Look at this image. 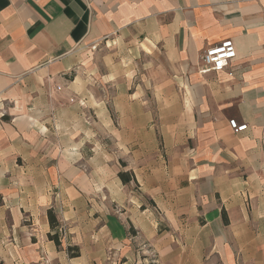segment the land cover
<instances>
[{"label":"crops","instance_id":"1","mask_svg":"<svg viewBox=\"0 0 264 264\" xmlns=\"http://www.w3.org/2000/svg\"><path fill=\"white\" fill-rule=\"evenodd\" d=\"M224 40L235 60L199 74ZM77 109L100 111L139 191L104 182L119 213L95 231L75 223L98 186L83 157L108 153L85 120L65 138L54 114ZM94 261L264 264V0H0V264Z\"/></svg>","mask_w":264,"mask_h":264},{"label":"rangeland","instance_id":"2","mask_svg":"<svg viewBox=\"0 0 264 264\" xmlns=\"http://www.w3.org/2000/svg\"><path fill=\"white\" fill-rule=\"evenodd\" d=\"M111 95L112 94L110 93L108 97L110 98ZM96 112H97V114H93V112H90L89 110L77 109L75 112H72L71 114L62 113V112L60 114H57V113L54 114V115L58 116V118L62 121V124L60 125V127L63 129L62 131L66 132L65 138H67L68 135H74L75 133L80 131V129L82 128V124L78 123V121L74 125H69V119L70 118H72L74 121L77 118L81 122H84L83 120H85L89 124L88 127L92 131L93 138L94 137L98 138L96 141L93 142L91 147L99 149V150L104 149V151H106V153H108V156L107 155L102 156V154H100V151H99V152H96V156L91 157L90 154H87L86 157H83L87 161L91 162V164L93 166H97L99 168L98 172L92 173V177H89L90 174H86L88 179L91 180V182L95 181L96 184H98V186L96 185L94 187V185H92L91 192L93 191L95 193V195L91 194V201H90V203H91L90 205H92L91 212L87 213V215L85 217H79L77 219V222H75V223H77L76 225H78V226H76V227H78V229L91 228L93 231L98 229L100 227V225L102 224V220L100 218V215L104 216V213L106 211L111 212L115 215L119 213L118 212L119 210H118V207L116 206V204H110L108 202L107 196L105 194V192H106L105 188L106 187L104 189H102V184L105 182L109 185L113 181L118 180L117 176H118L119 172L116 175L114 172V169H115V167H116V169H119V165L121 166V161L118 158V152L116 149L115 142L110 137H106L105 135H103L104 137L102 139L98 136V133H97L98 128H96V124H98L97 119H98V117L101 118V115H100L99 110H96ZM109 112H110V116L113 117L112 110L109 109ZM57 127H59V124L57 125ZM58 129H60V128H58ZM65 138L62 137L63 141H66ZM86 148L90 149V146H86ZM103 165H108V167L110 169H108V171L101 170V168H104ZM63 179L65 181H68L67 178H63ZM131 182L132 181H130L128 186H127L128 190H130L133 194L138 195L139 191L137 190L134 183H131ZM51 191H53V190H51ZM50 209H52V208H50ZM90 220H91V224L89 223ZM24 225L28 229H33L32 228L33 222L30 218L25 219ZM68 225H69V223H67V222L66 223L65 222H59V226L56 228V232L58 234L59 240H65L67 238ZM71 247H74V246H71ZM94 264H96V261H94Z\"/></svg>","mask_w":264,"mask_h":264},{"label":"built area","instance_id":"3","mask_svg":"<svg viewBox=\"0 0 264 264\" xmlns=\"http://www.w3.org/2000/svg\"><path fill=\"white\" fill-rule=\"evenodd\" d=\"M91 49H95V46H92ZM235 58L236 49L234 43L231 40H224L202 52L199 57L197 71L201 75L211 72H223ZM228 74L229 76L232 75L231 72ZM228 125L235 134L242 133L247 129L246 124H238L235 120H230Z\"/></svg>","mask_w":264,"mask_h":264},{"label":"trees","instance_id":"4","mask_svg":"<svg viewBox=\"0 0 264 264\" xmlns=\"http://www.w3.org/2000/svg\"><path fill=\"white\" fill-rule=\"evenodd\" d=\"M118 178L121 180L123 184H128L130 181H133L136 183L133 175L128 172H119ZM47 220H48V225L50 228V232L47 234V238L48 240L53 241L56 247L59 248L60 241H59L58 234L56 232V228L59 226V222L52 209L47 210ZM67 253L70 258H76V257H79L80 255L79 248L76 246L68 247Z\"/></svg>","mask_w":264,"mask_h":264}]
</instances>
